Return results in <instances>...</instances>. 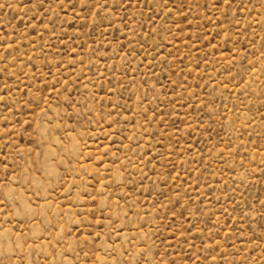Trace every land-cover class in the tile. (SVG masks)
Returning a JSON list of instances; mask_svg holds the SVG:
<instances>
[{"label":"rangeland","instance_id":"1","mask_svg":"<svg viewBox=\"0 0 264 264\" xmlns=\"http://www.w3.org/2000/svg\"><path fill=\"white\" fill-rule=\"evenodd\" d=\"M0 264H264V0H0Z\"/></svg>","mask_w":264,"mask_h":264}]
</instances>
